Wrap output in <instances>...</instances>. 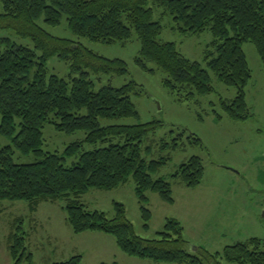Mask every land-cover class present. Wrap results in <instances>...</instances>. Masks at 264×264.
<instances>
[{
	"label": "trees",
	"instance_id": "16d2710c",
	"mask_svg": "<svg viewBox=\"0 0 264 264\" xmlns=\"http://www.w3.org/2000/svg\"><path fill=\"white\" fill-rule=\"evenodd\" d=\"M0 29L11 28L21 37L30 38L34 48L11 42L0 51V133L11 145L0 146V200H25L32 210L40 202H64L66 221L75 233L87 231L112 235L125 254L150 259L154 264H264V239L253 237L210 252L197 248L188 251L184 227L167 218L156 238L138 235L126 217L124 205L115 202V214L87 207L81 197L92 188L112 190L131 178L139 197L144 227H149L152 212L148 191L174 202L172 182L157 176L171 155L150 157L152 146L144 141L163 123L107 124L102 119L139 117L132 101L138 85L132 81L122 87L111 84L95 89L94 74L127 73L121 59L100 56L79 42L50 34L39 22L57 26L64 18L78 37L96 42L126 45L136 35L141 48L137 63L146 70L153 63L166 73L163 84L179 101L190 100L214 90L212 72L220 82L237 88L233 100H222V110L234 120L249 117L246 87L252 71L243 49L252 42L264 67V0H0ZM156 7L173 16L185 33L212 32L213 40L205 54L207 68L185 57L174 42H161L160 21L154 20ZM58 56L69 64L68 79L48 75L47 62ZM32 71L33 76H32ZM222 114L217 112V119ZM53 124L57 130L86 131L81 142L68 146L67 155L80 153L84 142L99 147L81 151L79 160L65 165L64 156L43 150V128ZM185 131L162 139L155 145L171 152L183 148ZM189 144L201 145L195 134ZM16 151L35 155L32 163H16ZM205 174L203 160L193 156L181 163L171 178L188 187L201 184ZM25 237L10 234V253L21 261L26 252ZM20 253H22L20 255ZM28 259L31 262L32 254ZM75 255L54 264H82ZM109 264V263H101ZM113 264H116L114 262Z\"/></svg>",
	"mask_w": 264,
	"mask_h": 264
},
{
	"label": "rangeland",
	"instance_id": "374dc122",
	"mask_svg": "<svg viewBox=\"0 0 264 264\" xmlns=\"http://www.w3.org/2000/svg\"><path fill=\"white\" fill-rule=\"evenodd\" d=\"M154 20L162 24L161 42H174L185 57L207 68L204 58L213 40L211 31L185 33L163 7L155 8ZM39 24L54 36L75 40L100 56L127 63L128 71L123 75L101 73L91 78L96 90L108 84L122 87L136 82L138 85L131 97L139 117L102 119L103 125L163 123L145 139L144 147L152 146L150 157L171 155L157 176L171 180L174 202L168 203L159 193L148 191L147 206L152 218L149 227H144L141 203L131 178L112 190L90 189L81 197L89 209L102 210L113 216L115 202L122 203L135 232L144 238H156L166 219L174 217L183 225L187 249L193 253L197 252V248L217 252L253 237L264 239V67L252 42L243 43L252 71V78L246 87L250 115L246 119L234 120L221 106L222 100L230 101L236 97L237 88L220 82L212 72V92L179 101L176 94L163 84L166 78L163 70L153 63L149 68L155 70H146L137 63L141 42L136 35L126 45L108 44L76 36L65 18L57 26L47 25L42 20ZM7 40L34 48L30 38L19 36L14 29H0V51L5 49ZM46 66L48 75L56 74L68 79L71 73L69 64L58 56L50 58ZM217 112L222 114L219 120ZM182 131L186 132L183 137L185 147L167 152L155 145L162 139L171 141ZM192 133L200 137L201 145L189 144L187 136ZM85 137L86 131L83 130L66 133L57 130L53 124H45L43 150L64 156L65 165L71 166L79 160L81 151L99 147L84 142L80 153L65 154L68 146L83 141ZM11 144V139L0 133V146ZM193 156L202 158L205 174L200 185L188 187L180 179L171 178V175L181 163ZM14 159L16 163H32L36 158L33 154L21 155L16 151ZM63 203L42 201L32 210L25 200H0V264H54L79 254L83 257L82 264H154L150 259H138L122 252L112 235L92 231L75 233L66 221ZM12 233L25 237L26 252L21 261L13 259L10 253ZM29 253L32 254L31 262Z\"/></svg>",
	"mask_w": 264,
	"mask_h": 264
}]
</instances>
